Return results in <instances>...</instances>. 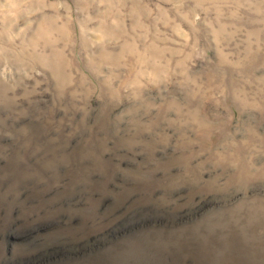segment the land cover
I'll use <instances>...</instances> for the list:
<instances>
[{
    "label": "clouds",
    "instance_id": "clouds-1",
    "mask_svg": "<svg viewBox=\"0 0 264 264\" xmlns=\"http://www.w3.org/2000/svg\"><path fill=\"white\" fill-rule=\"evenodd\" d=\"M61 7L0 0V124L20 125L3 134L25 164L38 157L23 179L162 217L264 188V0H90L74 21ZM122 150L145 160L124 169ZM251 203L235 212L264 235Z\"/></svg>",
    "mask_w": 264,
    "mask_h": 264
},
{
    "label": "rangeland",
    "instance_id": "rangeland-1",
    "mask_svg": "<svg viewBox=\"0 0 264 264\" xmlns=\"http://www.w3.org/2000/svg\"><path fill=\"white\" fill-rule=\"evenodd\" d=\"M57 2L66 21L92 14L90 0ZM19 129L11 120L0 124V264H264V235L254 237L235 212L242 203L258 207L251 202L264 201V188L240 190L234 199L214 205L196 197L179 215L162 217L145 207L114 211L111 197L90 195L84 185L23 179L38 157L25 164L23 149L3 134L21 135ZM118 154L130 157L121 163L124 169L145 160L125 150ZM157 159L165 158L157 153ZM217 174L208 165L203 179ZM101 221L102 231L97 230Z\"/></svg>",
    "mask_w": 264,
    "mask_h": 264
}]
</instances>
